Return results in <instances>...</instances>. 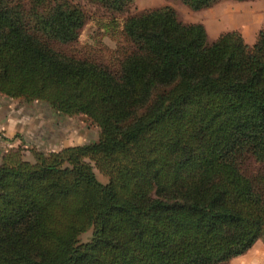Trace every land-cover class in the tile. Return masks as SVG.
Returning <instances> with one entry per match:
<instances>
[{
  "label": "trees",
  "instance_id": "16d2710c",
  "mask_svg": "<svg viewBox=\"0 0 264 264\" xmlns=\"http://www.w3.org/2000/svg\"><path fill=\"white\" fill-rule=\"evenodd\" d=\"M126 12L134 0H91ZM191 8L220 0H183ZM72 0H0V93L86 115L97 142L0 164V264H228L264 237V26L209 42L164 6L128 17L116 67ZM254 159L261 168H244ZM96 169L108 177L102 182ZM92 230L87 242L81 235Z\"/></svg>",
  "mask_w": 264,
  "mask_h": 264
},
{
  "label": "rangeland",
  "instance_id": "374dc122",
  "mask_svg": "<svg viewBox=\"0 0 264 264\" xmlns=\"http://www.w3.org/2000/svg\"><path fill=\"white\" fill-rule=\"evenodd\" d=\"M86 13V24L79 38L71 44H55V48L76 57L92 58L116 67L123 54L131 49L124 34L125 20L143 11L164 6L173 7L179 20L203 24L209 42L223 33L239 31L253 45L264 26V0H220L211 7L195 10L183 0H134L126 12H114L99 2L72 0ZM101 129L86 115H64L50 103L23 98H10L0 93V164L9 152L20 151L25 160L34 161V151H59L69 146L97 142ZM244 168L258 173L261 165L245 160ZM99 179L108 177L96 169ZM92 230L81 235L87 242ZM228 264H264V237L241 257Z\"/></svg>",
  "mask_w": 264,
  "mask_h": 264
},
{
  "label": "crops",
  "instance_id": "0c3cea01",
  "mask_svg": "<svg viewBox=\"0 0 264 264\" xmlns=\"http://www.w3.org/2000/svg\"><path fill=\"white\" fill-rule=\"evenodd\" d=\"M239 257H241V256H239ZM238 258V257H237Z\"/></svg>",
  "mask_w": 264,
  "mask_h": 264
}]
</instances>
